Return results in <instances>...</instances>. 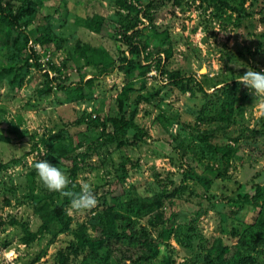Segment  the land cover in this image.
Here are the masks:
<instances>
[{"label": "rangeland", "instance_id": "374dc122", "mask_svg": "<svg viewBox=\"0 0 264 264\" xmlns=\"http://www.w3.org/2000/svg\"><path fill=\"white\" fill-rule=\"evenodd\" d=\"M14 1L20 4V0ZM35 2L33 12L26 17L30 27L25 31L29 39L24 53L0 41V69L12 68L0 77V133L8 132L13 139L0 142V264H58L59 253L68 258L67 264H80L83 253L76 256L68 250L74 241L72 231L81 228L92 235L96 219L110 206L120 215H125L128 207L139 210L126 221L116 222L117 226L128 222L129 231H148L159 254L168 258L167 264H181L188 258L194 264H233L238 256H249L246 264H264V244L248 241L252 236L264 239V227L256 226L264 220V97H255L237 81L248 68L264 70V0L243 1L245 12L251 15L241 24L235 21L233 11L221 10L216 0H164L151 11V21L143 18L142 5H137L140 13L136 14L119 7L116 0ZM92 16L104 18L103 35L90 32L79 22ZM136 16L139 21L135 29L142 30L137 38L140 55L171 46L172 55L163 60L164 64L194 81L191 87L195 97L167 85L164 77L158 79L151 63L150 71L134 80L124 97L120 93L125 82L118 71L97 79L89 89L92 96L88 101H74L76 91L66 93L55 87L57 75L77 84L96 74L92 60L97 55L91 51L103 49V63L109 66L120 63V50L128 56L118 40L120 31L134 23ZM3 31L0 27V39ZM160 32L168 33L163 41L155 35ZM43 34L50 39L46 44L37 40ZM16 54L20 61L14 59ZM140 55L130 59L148 66ZM40 63L43 68L37 66ZM45 71L52 82L46 80ZM204 75L214 84L207 85L204 93L197 92L199 85H206L202 82ZM13 76H17V82L11 84ZM138 80L145 84L143 90ZM226 83L227 90L234 94L223 116L232 123L229 127L220 121L208 125L218 127L219 138L213 143L221 148L209 150L198 160L194 152L200 145L193 133L207 129L198 119L201 114L211 117L218 113L223 97L228 101L223 87ZM48 86L52 87L50 96L40 97ZM118 98H123L120 105ZM131 113L149 138L144 140L139 133L129 131L126 136L136 141L135 145L118 148L109 143L89 151L79 162L74 181L69 176L71 162L60 159L40 142L60 132L63 137H71V146L75 147L79 132L89 137L88 142L98 135L87 130L85 124H77L80 117L109 121L127 119ZM73 151L83 153L85 148ZM38 159H47L65 172L77 193L82 183H88L97 204L80 211L69 206L68 232L46 234L25 244L20 224L10 221L23 223L31 231L40 225L29 198L30 193L49 191L36 175L34 163ZM190 173L195 177L190 178ZM199 177H207L211 184L204 187ZM254 184L260 195L243 204L233 202ZM157 200H161L157 207H163L166 216L175 214L164 226L163 235L152 227L144 208ZM191 233V247L182 246L181 241H187Z\"/></svg>", "mask_w": 264, "mask_h": 264}, {"label": "trees", "instance_id": "16d2710c", "mask_svg": "<svg viewBox=\"0 0 264 264\" xmlns=\"http://www.w3.org/2000/svg\"><path fill=\"white\" fill-rule=\"evenodd\" d=\"M163 1L164 0H150L148 3H144L143 0H116V4L123 9L134 11L136 14L140 13V9H138L137 5H142L141 14L143 18H145L147 21H151V11L157 8L158 5L162 4ZM243 1L244 0L229 2L226 0H216V3H218L221 10L233 11L235 13V21H237L238 24H241L251 15L250 12H245ZM35 5V0H20L19 5L16 4L14 0H0V27L4 28V31L1 34L3 38H1L0 41L3 45H8L10 43V46H14L16 49L18 48L17 50L20 53H24V50L27 48V41L29 39V35L25 34V31L30 27V22L29 20H26V17L31 15ZM37 5L39 6L40 3ZM227 17V21H230L231 17ZM135 18H137V16ZM138 21L139 20L137 18L134 23L128 25L122 29V31H120L121 36L119 37L118 41L125 45L126 51L128 53V56H126L124 53L125 51L120 50L122 53L120 63L115 66L104 64L102 59L104 50L99 48L97 50L91 51V53L97 55L92 60L96 74H93V76L85 82H78L77 84L70 82L68 77H64L62 79L60 75H57L54 78V82L56 84L55 87H57L59 90L65 91L66 93H70L73 90L76 91V93L72 95V100L74 101H88V99H90L92 96V93H89V89L92 90L94 82H96V80L101 76L107 75L113 71H118L123 75V80L125 82L120 93V96L124 97V95H126L129 90L131 91L132 85L136 82L134 80L139 78L142 79V77L150 71L151 63L155 65L156 76L158 79H163L164 77L167 85L174 86L181 92L190 93L191 97H195V91L193 90V87H191L194 81L192 79H188V77L181 74L178 70H169L164 64V62L170 59L172 55L171 46L165 49H160V47H158L155 49L156 51H147L146 53H141V60L143 59V61L145 60V62H149L148 66H146L147 64L143 65L139 60L134 61L130 59V56L132 55H140L141 51L138 46L137 38L140 37L142 30L140 28L135 29ZM79 22L90 32L103 35V30L105 28L103 17H87L81 19ZM6 30H8L7 33ZM42 30L48 31L47 28H43ZM155 35H158L161 41L168 37L167 32L155 33ZM37 40L40 44H46L45 42H48L50 39L43 34L41 38ZM20 43H23L21 48L18 46ZM30 51L31 53L35 54L37 52L34 51V49H31ZM14 59L20 61L21 57L16 54ZM164 59L165 61H163ZM24 62L28 64L27 60L25 59ZM37 66H41V68H43L42 63L38 64ZM11 71V67L8 69H0V77L10 73ZM45 76L47 81H53V78L48 77V71H45ZM16 77L17 76H13L11 84L17 82ZM202 80V82L206 83V85H199L197 92L204 93L206 92L205 87L207 85H213L214 82L209 83L212 80L208 78L206 79L205 75L202 77ZM138 81L140 82L138 83L139 89L143 90L145 84L141 80ZM18 82H20V80H18ZM84 85L88 87L87 91L85 90ZM223 87L228 101H226L225 97H223L222 103H220L219 107L220 111L211 117H205L201 114V117L198 120L200 124L206 126L207 129H198L195 131V133H193L194 136H198V142L200 145V149L194 152V154H197L196 157L198 156V160L209 150L221 148V145H218V143H213V141L218 140L219 138L217 136L218 127L208 128V125L212 126L213 124H216L218 121H220L222 126L224 125L229 127L232 123L228 117L223 116V113L232 102L231 98L234 93L230 90H227L229 88L228 83H226ZM51 91L52 87L48 86L44 91H41L39 95L40 97H49ZM156 94L157 92L151 93L150 97H154ZM122 100L123 98H118L119 105ZM76 123L85 124L87 130L97 132L98 135L88 142L89 137L87 138L85 134L79 132L77 134L75 147L71 146V143L74 140H72L71 137H63L60 132L49 135L46 138H42L40 141L44 147H46L50 152L55 153L57 157L60 159L66 158L71 162L72 169L69 176L72 181L75 179L79 162L84 159L89 151H95L109 143L116 144L118 148L125 147L126 145H135L136 141L129 139L126 136L129 131L139 133V135L144 137V140L149 138L143 129L134 122L133 113H131L127 119L123 117H121L119 120L110 118L109 121L108 119L102 120L98 117L91 118L90 116H83L76 120ZM11 141H13V139L8 134V132L7 134L0 133V142L10 143ZM36 143L33 144L34 148ZM80 148H85V151L83 153L73 154V150ZM229 152L230 151H226L227 154ZM182 158L186 159L184 156H182ZM189 176L190 178L195 177V175L192 173H190ZM198 180L204 187H208L211 184L210 179L207 177H199ZM66 191L72 193L73 195L77 194V192L73 190L72 184L68 185ZM257 193L260 195V190L258 185L254 184L252 185L249 192L243 195H238L235 199H233V202L243 204L250 200L253 201L254 198L258 196ZM29 198L34 214L40 219V225L37 230L31 231L27 225L23 223H19L16 220L10 221L11 224H20L23 232L21 239L25 244L31 243L36 238H40L46 234L55 236L57 234L69 231L70 219L67 215V210L70 206V200L72 196L59 192L45 191L43 194L30 193ZM104 198L106 201L107 195ZM111 199L116 200V197H111ZM161 203V200H157L153 204L148 203L144 208L146 215L150 216L152 227L158 229L159 234L163 235L164 226L166 223L175 218V214L171 213L170 215L166 216V213L163 211V209H161L163 207H157L161 205ZM158 209H161L162 211L159 212ZM125 211V215H120L113 209V207L110 206L106 208L107 213L105 215L99 216L92 226V235H88L81 228H77L72 231L74 241L70 243L68 250L71 252V254L76 256H79L83 253V261L80 264H92V262H95V264H167L168 258L162 257L159 254L157 243L149 236L148 231H132V229L129 231L128 227L131 226L128 222L126 224H120L117 226L116 222L119 220L124 219L126 221L129 215L135 213L139 214V210L135 207H128ZM256 226L258 228L264 227V220L256 222ZM189 229H192V233L194 232L192 226H190ZM192 233L187 241H181L183 242L182 246L191 247L190 239L194 234ZM248 239V241L254 240V244L255 242L256 244L258 242L264 244V239L262 238H257L256 240L253 239L252 236ZM248 251L249 249H247V252ZM67 260V257H64L63 254L59 253L57 257L58 264H67ZM249 260V256H238L232 260V263L246 264V262ZM181 264H194V261L188 258Z\"/></svg>", "mask_w": 264, "mask_h": 264}, {"label": "clouds", "instance_id": "9594fccd", "mask_svg": "<svg viewBox=\"0 0 264 264\" xmlns=\"http://www.w3.org/2000/svg\"><path fill=\"white\" fill-rule=\"evenodd\" d=\"M237 81L249 90L255 97H264V70L255 71L252 68L239 75ZM36 175L41 183L53 192L72 196L70 207L75 211L91 209L97 204V199L88 183H82L79 193L73 195L66 191L70 179L60 168L47 159H38L34 163Z\"/></svg>", "mask_w": 264, "mask_h": 264}]
</instances>
